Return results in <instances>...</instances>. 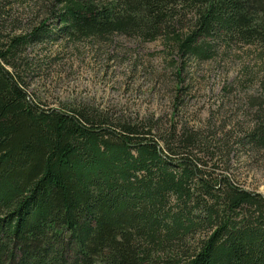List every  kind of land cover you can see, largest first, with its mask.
I'll return each mask as SVG.
<instances>
[{"label":"trees","instance_id":"obj_1","mask_svg":"<svg viewBox=\"0 0 264 264\" xmlns=\"http://www.w3.org/2000/svg\"><path fill=\"white\" fill-rule=\"evenodd\" d=\"M35 1L48 14L37 24L18 34L0 25V264H264V210L243 216L256 201L213 178L200 130L173 127L161 143L144 122L43 107L19 69L30 42L62 34L161 37L202 59L217 43L264 53V0ZM249 103L242 137L264 148L263 100Z\"/></svg>","mask_w":264,"mask_h":264},{"label":"rangeland","instance_id":"obj_2","mask_svg":"<svg viewBox=\"0 0 264 264\" xmlns=\"http://www.w3.org/2000/svg\"><path fill=\"white\" fill-rule=\"evenodd\" d=\"M0 4L8 11L0 25L9 34L23 33L48 15L40 1ZM214 52L205 59L183 56L161 37L62 34L30 42L19 69L29 98L43 107H84L115 126L144 122L161 143L173 127L200 130L207 143L198 156L213 178L226 176L254 197L255 206H243V216L251 220L264 210V148L250 145L242 136L254 120L250 98H261L264 108V53L252 43L240 42L228 47L217 43ZM213 149L216 156L210 159ZM207 233L199 230L193 235L200 239Z\"/></svg>","mask_w":264,"mask_h":264}]
</instances>
